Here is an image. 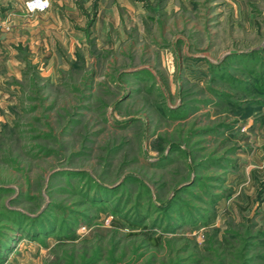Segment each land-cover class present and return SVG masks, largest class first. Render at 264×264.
Masks as SVG:
<instances>
[{"label":"rangeland","instance_id":"rangeland-1","mask_svg":"<svg viewBox=\"0 0 264 264\" xmlns=\"http://www.w3.org/2000/svg\"><path fill=\"white\" fill-rule=\"evenodd\" d=\"M56 1L0 0V264H264V0Z\"/></svg>","mask_w":264,"mask_h":264},{"label":"crops","instance_id":"crops-1","mask_svg":"<svg viewBox=\"0 0 264 264\" xmlns=\"http://www.w3.org/2000/svg\"><path fill=\"white\" fill-rule=\"evenodd\" d=\"M60 7H64L65 5L68 7H71L70 14H67L68 16L64 15L62 12H58L61 10L60 8H54V13L57 15V17L66 18L67 20V28L71 29V31H68V34L70 35H78L80 33H84L83 30H78L73 26H69L68 19H73L76 25H78V19H79V8L74 7L73 5L70 6V0H60L56 1ZM142 3V1L137 0H100L99 8L97 11V18L96 23L93 27L96 26V31L94 30V34H101V33H110L112 34H121V35H127L128 29L131 26V20L134 17H142L143 16V7L139 5ZM70 9V8H69ZM82 10V9H81ZM52 12V11H51ZM69 13V12H68ZM52 15V14H51ZM66 16V17H65ZM83 16V14L81 15ZM52 18L55 16L52 15ZM69 17V18H68ZM56 20V18H54ZM103 20V22H101ZM65 28V29H67ZM78 28V26H77ZM101 28V29H100ZM103 29V31H102ZM74 42V41H72Z\"/></svg>","mask_w":264,"mask_h":264},{"label":"built area","instance_id":"built-area-1","mask_svg":"<svg viewBox=\"0 0 264 264\" xmlns=\"http://www.w3.org/2000/svg\"><path fill=\"white\" fill-rule=\"evenodd\" d=\"M52 0H29L28 8L32 11H45L51 6Z\"/></svg>","mask_w":264,"mask_h":264}]
</instances>
